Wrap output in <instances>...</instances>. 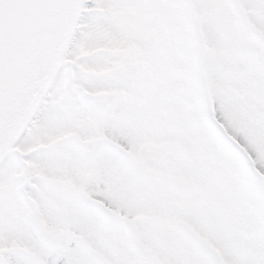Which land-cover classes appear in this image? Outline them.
<instances>
[{"label": "snow or ice", "instance_id": "snow-or-ice-1", "mask_svg": "<svg viewBox=\"0 0 264 264\" xmlns=\"http://www.w3.org/2000/svg\"><path fill=\"white\" fill-rule=\"evenodd\" d=\"M0 264H264V0H0Z\"/></svg>", "mask_w": 264, "mask_h": 264}]
</instances>
